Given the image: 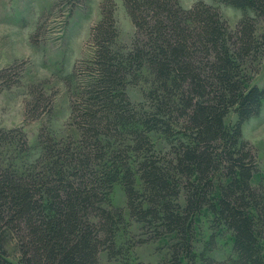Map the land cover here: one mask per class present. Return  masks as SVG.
<instances>
[{
	"label": "trees",
	"instance_id": "obj_1",
	"mask_svg": "<svg viewBox=\"0 0 264 264\" xmlns=\"http://www.w3.org/2000/svg\"><path fill=\"white\" fill-rule=\"evenodd\" d=\"M215 1L243 12L233 29L203 2L122 0L134 27L128 48L113 0L102 1L92 54L67 82L76 136L57 140L41 127L31 147L21 127L0 130V264H102L101 253L144 264L132 248L158 240L173 264H264V191L242 136L264 103V74L253 83L264 0ZM15 69L0 70V89L19 82ZM131 86L143 102L131 101ZM30 90L25 118L50 114L52 98ZM117 187L124 207L113 203ZM201 217L208 235L198 250ZM130 221L145 239L135 240ZM219 243L223 260L211 255Z\"/></svg>",
	"mask_w": 264,
	"mask_h": 264
},
{
	"label": "rangeland",
	"instance_id": "obj_2",
	"mask_svg": "<svg viewBox=\"0 0 264 264\" xmlns=\"http://www.w3.org/2000/svg\"><path fill=\"white\" fill-rule=\"evenodd\" d=\"M103 0H0V70L15 67L19 82L10 88L0 89V130L21 127L31 147L37 144L41 127H46L57 139L75 137L77 132L70 120V92L68 81H72L74 66L87 60L92 54L90 31L101 16ZM115 19L119 30L118 43L128 48L134 34V27L122 0H113ZM185 9L197 2H203L218 9L227 25L233 29L243 16L237 8L215 0H179ZM264 63L253 83L263 84ZM15 78V77H14ZM18 78V77H17ZM15 80V79H14ZM31 86H40L52 98V112L39 110L37 118H25V104L32 100ZM132 102H143V90L139 86L128 88ZM43 112V113H41ZM231 113L227 122H233ZM242 136L254 149L257 158V174L253 185L264 191V103L259 116L247 120L242 126ZM33 150L32 153H36ZM116 206H125L124 193L116 188L113 194ZM203 238L198 235L196 246L203 247L207 238L206 219L201 217ZM130 231L135 240L145 239L140 226L130 221ZM10 258L17 254L13 244L8 245ZM135 261L144 264H173L169 260L166 241L136 243L131 251ZM211 255L223 260L228 255L221 243ZM102 264H121L101 253Z\"/></svg>",
	"mask_w": 264,
	"mask_h": 264
}]
</instances>
